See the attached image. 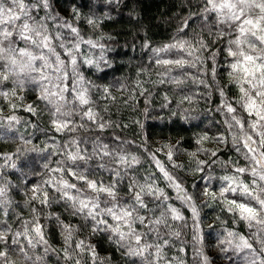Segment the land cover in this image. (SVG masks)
I'll return each instance as SVG.
<instances>
[{
    "label": "snow or ice",
    "instance_id": "snow-or-ice-1",
    "mask_svg": "<svg viewBox=\"0 0 264 264\" xmlns=\"http://www.w3.org/2000/svg\"><path fill=\"white\" fill-rule=\"evenodd\" d=\"M108 2L111 3L112 0ZM202 3L199 23L202 25L201 31L207 30L209 39L202 35L192 39L179 37L168 44L151 49L153 56L149 62L154 65L159 79L149 82L154 87L171 84L182 88L187 78L194 84L210 88L211 85L203 77L210 75L212 82L216 83L218 65L223 64L218 57L224 56L227 59V76L229 82L238 90L239 96L234 104L227 99L224 89L219 88L221 101L217 111L225 115L230 139L224 134L216 137L203 135L196 143L203 145L209 140L224 145L231 143L232 148L248 163L247 166H240L238 162H221L222 167L231 164L233 174L220 177L223 183L218 191L211 190L205 184L199 195L206 197L208 202L219 200L250 229L257 227L254 235L261 245L260 251L264 252V235H261L264 233V196L261 195L264 193V183L256 184L257 180L264 182V0H202ZM41 10L45 12V16L37 19L33 12ZM71 11L73 18L79 20L78 10L74 7ZM193 15L190 13L189 17L185 18L178 32H185L190 28L189 20ZM49 21L57 31L49 29ZM87 22L93 27L98 26L97 19L89 18ZM59 29L65 30L73 39L67 41L64 32ZM225 37L229 38L225 41ZM221 43L226 46L215 47ZM82 45H87L89 49H99L98 58L93 59L90 54L85 55ZM144 46L149 47L147 44ZM104 49L105 45L99 40L85 39L75 24L60 17L52 0H34L30 4L25 0H11L10 6L7 7L0 0V85L10 77L27 76L31 83L38 86L37 99L50 106L51 127L61 135L75 133L78 129L104 132L112 126L111 122H105L92 106L94 102L90 91L91 87L96 86L91 81H86L80 71L82 65L97 71H103L102 65L111 66L104 56ZM189 69H195L197 75H193ZM174 72L176 75H173ZM140 74L149 73L147 69L142 68L138 76ZM13 83L23 90V80ZM136 88L139 89L140 95L147 91L140 80H137ZM101 91L104 99L115 100L109 87L104 86ZM69 96L71 100L68 99ZM208 96L211 97V92ZM0 98L8 101L13 110L17 105L12 102V98L22 100V97L17 96L15 87L11 90L0 88ZM164 99L171 103L167 95ZM192 100V96H183L179 103H192ZM69 103L73 107L65 110ZM167 106L168 104L164 105ZM238 108L242 113L238 112ZM24 110L34 116L37 114V108L31 104ZM74 114L80 117V123L71 119ZM172 114L176 115L175 112ZM184 118L187 120L190 117L186 115ZM18 123L16 116L9 117V129ZM140 126L143 128V124ZM97 141L98 146L88 154L80 148L82 141L71 137L64 145L67 150L61 153L63 158L56 162V167L50 166L47 157L43 159L41 166L48 178L31 186V195L25 201L26 206L35 202L42 207H31V218L21 219L20 229L13 231L10 224L0 229V245L16 246L14 250L25 260L32 258L27 249H35L38 245L43 246L45 254L57 251L49 244L46 225L41 223V217L45 220L52 219V214L45 213L43 209L50 207L52 203L63 201L73 216H80L86 222L91 221L89 227L93 234L107 233L106 238L118 249L123 250L122 255L130 258L131 264H137V261L139 264H173L174 261L176 264H185L183 259H169L165 252V249L174 246V241H180L178 251L185 252L184 245L187 241H182L181 235L182 229L188 228L189 225L183 212L168 203L172 197L156 184L151 175L146 176L144 182L133 176L126 185L128 199L125 200L120 191V184L124 175H127V169L139 164L140 159L131 153L114 154L109 150L108 144L103 143L99 137ZM163 149L167 150L165 155L172 167L178 169L180 165L174 160V147L165 144ZM163 149H157L156 152ZM31 151L37 149L33 148ZM145 151L148 149L145 148ZM198 151L208 152L203 147ZM51 155L50 152L49 156ZM188 155L196 157L197 152ZM209 156L216 157L217 152L211 151ZM104 157H109L117 165L109 169L106 163L98 164L100 169L112 172L113 178L109 182L99 178L96 169L90 164L93 159L102 161ZM149 157L154 161L167 186L176 193L175 199L190 209L193 222L192 239L198 245L194 253L197 264H214L204 251L205 236L201 228L200 211L195 202L197 194L188 192L182 180L157 159L155 153L149 152ZM2 159L11 162V168L24 174L22 169L17 168L11 155H4ZM195 163L194 171L204 170L206 161L196 160ZM5 166L7 165H0V168ZM120 169L125 170L123 175ZM38 171L34 168L33 174ZM246 173L254 178L255 188L240 178ZM9 185L10 181H6L0 174V217L8 216V208L12 204L8 198ZM50 192L57 195H50ZM229 194L255 201L258 207L249 202L229 199ZM55 220L65 245L58 255H62L65 261L82 264L83 257L87 255L90 264H111V257L100 256L96 247L85 240L77 239L73 246L75 233L80 229L64 222L58 215ZM3 223L5 221L0 219V224ZM217 247L223 253L247 250L244 259L248 264H264V258L257 256L250 240L238 232L226 230V236L219 238ZM225 258L231 259L227 256ZM36 259L39 261L42 257L37 256ZM0 264H16L4 248H0Z\"/></svg>",
    "mask_w": 264,
    "mask_h": 264
},
{
    "label": "trees",
    "instance_id": "trees-1",
    "mask_svg": "<svg viewBox=\"0 0 264 264\" xmlns=\"http://www.w3.org/2000/svg\"><path fill=\"white\" fill-rule=\"evenodd\" d=\"M2 2L6 7L11 4V0H2ZM25 2L30 4L34 0H25ZM52 3L58 15L75 24L85 39L99 40L105 45L104 56L110 61L111 66L102 65L103 71H97L95 68L82 65L80 71L86 81H91L96 86L91 87L90 91L91 99L94 102L92 106L100 117L105 122L110 121L112 126L104 132L78 129L75 133L61 135L51 127L50 106H46L45 102L37 99L38 86L31 83L27 76L10 77L8 81L0 85V88L4 90H11L15 87L17 96L22 97V100L12 98V102L17 105L15 110L10 107L8 101L0 98V165H7L0 168V174L6 181H10L8 198L12 201L11 207L8 208V216L0 217L5 221L0 224V229L8 227L9 224L13 231L20 229L21 219L31 218L30 208L42 207L35 202L26 206L25 201L31 195L29 188L48 178L41 166L45 157L48 158L51 167H56V162L63 158L61 153L67 150L64 145L71 137L82 141L80 148L86 150L88 154H91L98 146L97 137H99L103 143L108 144L109 150L114 154L131 153L140 159L139 164L127 169V175H124L120 184V191L125 200L128 199L126 185L133 176L144 182V178L151 175L156 184L164 188L165 192L172 197L168 203L179 208L185 215L189 225L188 228L182 229L181 235V240L187 241L184 245L185 252H179L180 241H174L173 247L165 249L169 259L176 257L183 259L185 264H197L194 253L198 245L192 239L191 225L193 222L190 209L175 199L176 193L167 186V182L162 178L154 161L150 159L149 152L155 153L157 159L182 180L183 186L188 192L197 194L195 202L200 211L201 228L205 236L204 251L214 261V264H248L244 259L247 250L245 252L235 250L227 253L220 252L217 243L221 236H226V230L244 235L253 244L257 256L264 258V252L260 251L261 245L256 241L254 235L257 232V227L250 229L245 222L239 220L237 215L229 212L226 205L219 200L208 202L206 197L199 195L205 184L211 190L218 191L223 183L220 177L233 174L232 165L222 167L221 162H238L240 166H247L248 163L241 154L232 148L231 143L218 144L214 140L205 141L203 145L196 143L197 139L203 135L216 137L224 134L230 139L229 130L225 124V115L217 111V106L221 101L219 88L224 89L227 99L234 104L239 96L238 90L229 82L227 76V59L224 56L218 57V60L223 61V64L218 65L216 83L212 82L210 75L203 77L211 85L210 88L194 84L187 78L182 88L171 84L154 87L149 82L159 79L154 65L149 62L153 56L151 49L168 44L174 38L179 37L192 39L197 35H202L205 39H209L207 30L201 31L202 25L199 23V13L203 7L202 0H112L111 3L108 0H52ZM74 7L80 13L79 20H75L72 16L71 10ZM190 13L194 14L189 20L190 28L185 32H178L180 25L186 17H189ZM33 15L39 19L45 16V12L43 10L34 11ZM89 18L97 19L98 26L89 25L87 22ZM48 25L51 31H57L52 27L51 21L48 22ZM59 31L64 32L67 41L73 39L65 30L59 29ZM228 38L225 37V41ZM145 44L149 47H145ZM225 46L224 43H221L215 47L223 48ZM82 50L85 55L90 54L93 59L98 58L100 54L99 49H89L87 45H82ZM142 68L147 69L149 74L138 76V72ZM188 71L197 75L195 69ZM173 75L176 73L174 72ZM19 80L24 81L23 90L13 83V81ZM137 80L143 82L144 88L147 89L144 95H140L139 89L136 88ZM104 86L110 88L111 96L115 97L114 101L103 98L101 89ZM209 92H211V97L208 96ZM165 95L168 96L171 103L165 101ZM183 96H192V103L184 101L183 104H180ZM68 99L71 100V96ZM29 104L37 108L35 116L24 110ZM165 104L168 106L164 107ZM72 107L73 105L69 103L65 106V110ZM185 109L188 111L185 112ZM173 112L176 115H173ZM238 112L242 113V110L238 108ZM186 115L190 117L187 120L184 118ZM243 115L246 116V114ZM11 116H16L19 123L13 124L9 129L8 119ZM71 119L80 123L78 115L74 114ZM141 124H143V128L140 126ZM92 127L94 128V125ZM116 137L120 139L117 140ZM26 141H30V143H25ZM124 141H128V143H123ZM165 144L174 147V160L176 164L180 165L178 169L173 168L167 160L165 155L167 150L163 149ZM200 147L207 149L208 152L198 151ZM33 148L37 151H31ZM145 148L148 151H145ZM157 149L163 150L156 152ZM211 151H216L217 156L210 158ZM50 152L51 156H49ZM191 152H197L196 157L189 156L188 153ZM4 155H11L17 168L22 169L24 174L11 168V162L2 159ZM196 160L206 161L203 171H194ZM100 163H106L109 169L115 168L117 165L109 157H104L102 161L93 159L90 162L91 166L96 169L99 178L109 182L113 178V174L111 171L100 169L98 167ZM34 168L39 170L35 174H33ZM120 171L123 175L125 170L120 169ZM240 178L252 188H255L256 184L264 183L257 180L254 184V178L248 173ZM50 195L57 194L50 192ZM261 195L264 196V193ZM228 198L249 202L258 207L255 205V201L246 200L240 195L229 194ZM146 199L149 198L146 197ZM43 211L52 214V219L48 220L42 216L41 223L46 225L47 239L51 248L57 251H49L45 254L43 246L38 245L35 249H27L32 258L25 260L18 251L14 250L16 246L0 245V248L8 251L9 257L16 264H71L70 261H65L62 255H58L59 250L65 245L60 234L61 230L55 220L57 215L64 222L71 223L80 229L75 233L73 246L75 240L82 239L94 245L100 256L111 257V264H131V259L122 255L123 250L118 249L106 238L107 233L93 234L89 227L91 221L86 222L80 216H73L63 201L52 203ZM37 256L42 259L37 261ZM226 256L231 259H226ZM82 264H90L87 255L83 257ZM137 264H139L138 261ZM173 264L176 262L174 261Z\"/></svg>",
    "mask_w": 264,
    "mask_h": 264
}]
</instances>
